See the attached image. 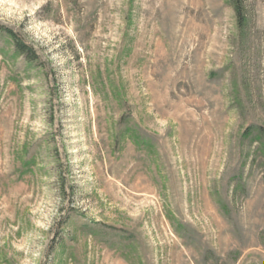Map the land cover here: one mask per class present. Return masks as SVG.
<instances>
[{"label": "rangeland", "instance_id": "rangeland-1", "mask_svg": "<svg viewBox=\"0 0 264 264\" xmlns=\"http://www.w3.org/2000/svg\"><path fill=\"white\" fill-rule=\"evenodd\" d=\"M240 1L0 0V264H264V0Z\"/></svg>", "mask_w": 264, "mask_h": 264}, {"label": "trees", "instance_id": "trees-1", "mask_svg": "<svg viewBox=\"0 0 264 264\" xmlns=\"http://www.w3.org/2000/svg\"><path fill=\"white\" fill-rule=\"evenodd\" d=\"M233 1H234V8H235V11H236L237 16H238V23L242 24V22L244 20V14H243L244 7H243V5H242L240 0H233ZM8 32H9V35L15 41L14 44H15V47H16L17 51L20 52V53L21 52L25 53L28 56L29 49L21 41L17 40L11 31H8Z\"/></svg>", "mask_w": 264, "mask_h": 264}]
</instances>
